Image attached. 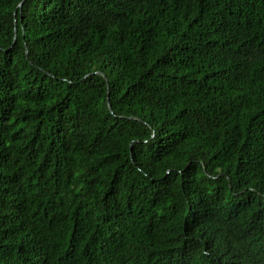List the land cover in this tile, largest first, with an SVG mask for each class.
<instances>
[{
  "label": "trees",
  "instance_id": "16d2710c",
  "mask_svg": "<svg viewBox=\"0 0 264 264\" xmlns=\"http://www.w3.org/2000/svg\"><path fill=\"white\" fill-rule=\"evenodd\" d=\"M0 264H264V0H0Z\"/></svg>",
  "mask_w": 264,
  "mask_h": 264
}]
</instances>
